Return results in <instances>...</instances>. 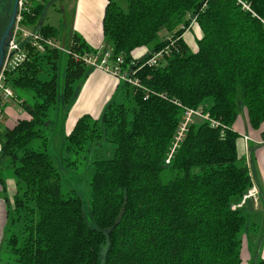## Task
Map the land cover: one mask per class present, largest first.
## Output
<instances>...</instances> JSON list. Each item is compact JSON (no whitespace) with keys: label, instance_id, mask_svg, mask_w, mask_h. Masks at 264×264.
I'll use <instances>...</instances> for the list:
<instances>
[{"label":"trees","instance_id":"obj_1","mask_svg":"<svg viewBox=\"0 0 264 264\" xmlns=\"http://www.w3.org/2000/svg\"><path fill=\"white\" fill-rule=\"evenodd\" d=\"M125 1L122 8L109 0L104 12L110 64L122 56V68L136 70L153 53H168L136 71L140 87L120 81L121 101L112 98L98 117L83 114L64 133L78 82L92 68L68 54L25 44L27 59L5 72L29 117L0 132L1 195L6 225H14L0 246L5 241L13 264H241L248 202L232 206L253 177L233 124L242 111L252 129L264 121V25L256 17L264 18V0H243L250 10L237 0ZM42 8L34 4L23 24H35ZM192 22L201 35L190 50L183 34ZM69 39L80 55L97 51L75 33ZM143 46L147 53L132 57ZM184 108H201L225 127L191 122L167 163ZM56 135L62 165L50 152ZM108 145L111 156L100 157ZM78 166L91 169L88 215L82 197L62 188L63 169ZM5 170L15 182L11 198ZM257 230L261 238L264 227Z\"/></svg>","mask_w":264,"mask_h":264},{"label":"crops","instance_id":"obj_2","mask_svg":"<svg viewBox=\"0 0 264 264\" xmlns=\"http://www.w3.org/2000/svg\"><path fill=\"white\" fill-rule=\"evenodd\" d=\"M109 0H32L34 4H43L35 24L29 26L33 29L49 26L55 30L53 37L57 38L62 44L69 45L70 36L76 34L90 48L98 50L103 46V18L106 5ZM115 1V0H112ZM116 2V1H115ZM119 5V4H118ZM126 7V5H125ZM123 8V7H122ZM58 12V13H57ZM68 12L70 13L69 17ZM60 17L58 21H52L51 15ZM200 32V30H199ZM184 40H189L188 31L184 33ZM201 35V33H200ZM188 43V42H187ZM148 51V47H139L133 50L132 57L141 58ZM118 78L101 69L91 68L86 77L78 82V89L75 98L66 115L63 130L68 134L76 120L83 114L98 117L107 102H109L118 90ZM14 92V90H13ZM16 92H14L15 94ZM17 97V95L15 94ZM18 99V97H17ZM20 100V99H19ZM28 114L19 104H13L10 100L4 104V120L0 128L6 129L16 124L19 119L28 118ZM234 129L238 132L237 152L246 165L250 168L253 182L258 188V195L255 201L247 200L245 212L248 216V225L242 234L243 242L241 248V264H256L255 258L264 259V232L261 238L260 227H264V121L259 128L252 129L248 124L246 114L242 111L236 118ZM244 136H247L246 140ZM11 176V174H10ZM7 177V176H6ZM6 181V195L8 191H15V184L8 188ZM0 187V243L4 237L6 226V204L1 198ZM257 249L255 251V248Z\"/></svg>","mask_w":264,"mask_h":264},{"label":"built area","instance_id":"obj_3","mask_svg":"<svg viewBox=\"0 0 264 264\" xmlns=\"http://www.w3.org/2000/svg\"><path fill=\"white\" fill-rule=\"evenodd\" d=\"M31 1L32 0H18L15 20L8 38V44L5 46V50H4V57L0 68V128L4 120L3 119L4 104L6 103V101L9 102L11 100L13 104H19V105L21 102V100L17 99V97L15 96L13 89L10 86L5 85L4 80H5V72L14 69L16 66H18L24 60L27 59V49L25 48V44L39 53H43L49 49H54L59 52L68 54L75 61H82L86 65L92 68L101 69L107 73L112 74L119 80L125 81L136 87H140V82L138 78L135 76L136 71L139 68H141L143 65H148V66L158 65L163 55L168 53V50L166 48L153 53L136 70L133 69L130 70V68L123 69L122 56L116 57V59L114 60V65L110 64L109 60L111 57V52L110 50H104L103 46L93 54L86 52L80 55L74 52L69 45L66 46L62 44L57 38L53 36L45 35L40 30L30 28L29 26L23 24L25 14L29 13L32 9ZM237 1L242 5L244 9L250 10L249 5L246 2H244L243 0H237ZM253 15H255L254 12ZM256 17L259 18V20L264 25V18H260L258 16ZM134 62H135L134 60H131V64H135ZM195 117L197 118L200 117L203 120L208 121L210 126L214 128L225 127L224 125H221L219 121L209 117V115L207 113H204L201 110V108H196V109L184 108L183 117L176 129V132L172 139V143L170 145V149L166 159L167 163L169 162V159L171 158L175 149L182 142L185 133L187 131L188 125L191 122H193V119ZM244 137L246 140L248 139L247 136ZM0 148H1V135H0ZM257 195H258V188L253 182L251 187L243 195L241 201L238 204L233 205L232 208L234 209L235 207L241 206L248 199H252L253 201H255Z\"/></svg>","mask_w":264,"mask_h":264},{"label":"rangeland","instance_id":"obj_4","mask_svg":"<svg viewBox=\"0 0 264 264\" xmlns=\"http://www.w3.org/2000/svg\"><path fill=\"white\" fill-rule=\"evenodd\" d=\"M115 1L121 7L125 8V5H126L125 0H115ZM12 2H13V0H0V15L2 14L1 15L2 19H1V23H0V34H1L6 22L8 20V15H9L10 10H11ZM3 10H7V13L4 14L5 12H3ZM57 13H55L54 15H51V17H52L51 19L54 22L58 21V19L60 18L57 15ZM69 15H70V13L68 12L67 16L69 17ZM190 28L191 29H188L189 40L187 41L188 42L187 44L189 45L190 50H192V48L193 49L196 48L195 40H196V38L200 37V32H199V28L195 24H192V26ZM164 34H166L165 31L160 32V37L163 36ZM183 38H185V35H183ZM62 74H63V69L60 68V70H59V83L62 81ZM45 77H47V75L42 73L41 78H45ZM113 100H115L116 102L121 101L120 95L116 94L113 97ZM59 116L60 117L64 116V112H60ZM65 119H66V117H65ZM65 119L63 120L62 127L64 126ZM202 120L203 119L200 117H198V118L195 117L193 119V122H198V121H202ZM2 129L5 130L6 127L3 126ZM59 140H60L59 136L56 135L54 138L53 144H52L53 149L50 150L53 158L55 159V161H57L58 165L62 163V160H61L62 153L60 150L61 148L57 144V142L59 143ZM111 154H112V148L109 145L98 150V155L100 157H110ZM63 171H64L63 179H62L63 192L69 193L71 191V189H73V191L76 194L78 193L80 195V197H82V199L84 200V210H85L86 214L88 215L89 204H88V197L87 196H88V190H89V180H90V176H91V169L88 170L84 166H78L77 169H66V170L63 169ZM3 176L5 177V179L7 178V183L9 180L8 188L10 189V187L13 185V183L15 184L12 175L10 176V171L5 170L3 172ZM13 193H14V189L12 188V190L8 191V194H9L8 197L11 198ZM13 228H14V225H12V224L6 225L5 234H4L5 239L9 236V234L12 233ZM13 263H14L13 256H12L11 252L8 250V246L5 244V241H3V243L0 246V264H13Z\"/></svg>","mask_w":264,"mask_h":264},{"label":"water","instance_id":"obj_5","mask_svg":"<svg viewBox=\"0 0 264 264\" xmlns=\"http://www.w3.org/2000/svg\"><path fill=\"white\" fill-rule=\"evenodd\" d=\"M17 3H18V0H13L12 11L9 16V20L7 22V25L3 33L0 36V68H1L3 57H4L5 46L8 44V38H9L11 28L15 20L16 11H17Z\"/></svg>","mask_w":264,"mask_h":264}]
</instances>
